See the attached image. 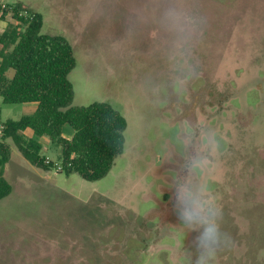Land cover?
Instances as JSON below:
<instances>
[{
  "label": "rangeland",
  "instance_id": "1",
  "mask_svg": "<svg viewBox=\"0 0 264 264\" xmlns=\"http://www.w3.org/2000/svg\"><path fill=\"white\" fill-rule=\"evenodd\" d=\"M0 4L40 14L42 34L72 44L73 106L105 103L128 122L124 153L97 182L57 171L62 148L47 138L48 171L8 141L0 264H196L203 227L183 219L185 204L223 209L234 244L213 264H264V0ZM36 108L0 98V126Z\"/></svg>",
  "mask_w": 264,
  "mask_h": 264
},
{
  "label": "trees",
  "instance_id": "2",
  "mask_svg": "<svg viewBox=\"0 0 264 264\" xmlns=\"http://www.w3.org/2000/svg\"><path fill=\"white\" fill-rule=\"evenodd\" d=\"M10 8L0 4V22L12 16L0 35V98L7 104H36L37 108L0 126V200L13 191L4 176L12 155L10 140L30 164L48 171L54 163H47L38 140L47 138L62 148V173H77L88 182L104 179L124 153L126 118L105 103L73 106L69 76L77 60L72 44L65 37L42 34L40 14L21 5ZM66 126L74 131L71 137L65 136ZM28 130L36 139L26 135Z\"/></svg>",
  "mask_w": 264,
  "mask_h": 264
},
{
  "label": "clouds",
  "instance_id": "3",
  "mask_svg": "<svg viewBox=\"0 0 264 264\" xmlns=\"http://www.w3.org/2000/svg\"><path fill=\"white\" fill-rule=\"evenodd\" d=\"M183 219L203 227L197 237L201 251L196 264H213L220 252L227 250L229 244H234L231 234L223 228L222 207L209 206L205 214L201 215L199 210H193L185 204Z\"/></svg>",
  "mask_w": 264,
  "mask_h": 264
},
{
  "label": "built area",
  "instance_id": "4",
  "mask_svg": "<svg viewBox=\"0 0 264 264\" xmlns=\"http://www.w3.org/2000/svg\"><path fill=\"white\" fill-rule=\"evenodd\" d=\"M5 8V7H4ZM47 163L49 164L50 163V160H47ZM63 170V167L62 166H59L58 168H57V171H62Z\"/></svg>",
  "mask_w": 264,
  "mask_h": 264
},
{
  "label": "crops",
  "instance_id": "5",
  "mask_svg": "<svg viewBox=\"0 0 264 264\" xmlns=\"http://www.w3.org/2000/svg\"><path fill=\"white\" fill-rule=\"evenodd\" d=\"M66 127H68V126H66ZM66 127H65V129H66ZM30 130H28L27 132H29ZM27 132H26V135H27ZM65 132V131H64ZM33 133V132H32ZM73 133H74V131H73ZM73 133L71 134V136L73 135ZM70 136V137H71ZM46 150H48V148H45V146H44V151H46Z\"/></svg>",
  "mask_w": 264,
  "mask_h": 264
}]
</instances>
